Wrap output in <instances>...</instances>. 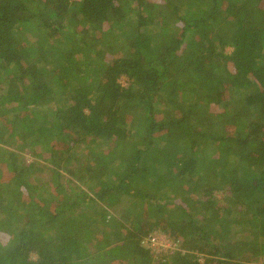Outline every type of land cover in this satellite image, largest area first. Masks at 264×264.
Returning a JSON list of instances; mask_svg holds the SVG:
<instances>
[{
    "label": "trees",
    "instance_id": "obj_1",
    "mask_svg": "<svg viewBox=\"0 0 264 264\" xmlns=\"http://www.w3.org/2000/svg\"><path fill=\"white\" fill-rule=\"evenodd\" d=\"M262 2L0 0V264H264Z\"/></svg>",
    "mask_w": 264,
    "mask_h": 264
},
{
    "label": "built area",
    "instance_id": "obj_2",
    "mask_svg": "<svg viewBox=\"0 0 264 264\" xmlns=\"http://www.w3.org/2000/svg\"><path fill=\"white\" fill-rule=\"evenodd\" d=\"M180 243L179 240L173 241L165 234L150 235L142 241V245L149 249L155 258L179 251Z\"/></svg>",
    "mask_w": 264,
    "mask_h": 264
},
{
    "label": "rangeland",
    "instance_id": "obj_3",
    "mask_svg": "<svg viewBox=\"0 0 264 264\" xmlns=\"http://www.w3.org/2000/svg\"><path fill=\"white\" fill-rule=\"evenodd\" d=\"M261 5H262V7L264 8V2H262ZM226 52H227L226 54L228 55L229 52H231V49H227ZM120 84H121L122 86H125V79H124V78L121 79ZM212 110L215 111L214 108H212ZM0 121L3 122V120H0ZM15 138H17V137L15 136ZM6 139H8V138H6ZM0 147H4L5 149L9 148V149L12 150V147L10 148V147L3 146V145H0ZM19 147H20V144H19L18 147H14L15 150H16L15 153H17V155H18L17 158L20 160V157H22L23 160H24L27 164H29V163L32 161V159H33L34 157H32V156L30 155V152H27V151H26L27 153H22V152H25V150H23V149H21L20 151H17ZM44 157H46V155H44ZM43 159H46V158H43ZM3 170H6V171H3V174H2V176H3V181H4V182H7L8 179L10 178V176H11V173H10L9 171H7L6 167H4ZM45 174H47V175L42 176V177H41V180H37V181L34 183V185L37 186V187H39V189H41V188L44 186V183H45V182H46V187H47V189H51V187H52V186H51V178H48V174H49V172H45ZM49 176H50V174H49ZM31 179H32V178H31ZM32 181L34 182L33 179H32ZM216 196H217L218 199L221 198V195H220V194H218V195H216ZM126 205H127V204H124L123 207H125ZM258 264H261V263H258Z\"/></svg>",
    "mask_w": 264,
    "mask_h": 264
}]
</instances>
